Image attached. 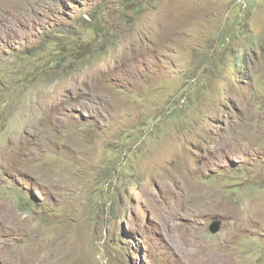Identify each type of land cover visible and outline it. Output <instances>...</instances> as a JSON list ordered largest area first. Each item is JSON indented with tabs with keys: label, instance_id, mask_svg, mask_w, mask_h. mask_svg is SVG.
<instances>
[{
	"label": "rangeland",
	"instance_id": "rangeland-1",
	"mask_svg": "<svg viewBox=\"0 0 264 264\" xmlns=\"http://www.w3.org/2000/svg\"><path fill=\"white\" fill-rule=\"evenodd\" d=\"M0 264H264V0H0Z\"/></svg>",
	"mask_w": 264,
	"mask_h": 264
},
{
	"label": "water",
	"instance_id": "water-1",
	"mask_svg": "<svg viewBox=\"0 0 264 264\" xmlns=\"http://www.w3.org/2000/svg\"><path fill=\"white\" fill-rule=\"evenodd\" d=\"M220 227H221V221L219 220H214L211 222V224L209 225V230L212 232V233H216L220 230Z\"/></svg>",
	"mask_w": 264,
	"mask_h": 264
},
{
	"label": "bare ground",
	"instance_id": "bare-ground-1",
	"mask_svg": "<svg viewBox=\"0 0 264 264\" xmlns=\"http://www.w3.org/2000/svg\"><path fill=\"white\" fill-rule=\"evenodd\" d=\"M208 255H209V254H208ZM210 258H211V257H210ZM210 258H209V259H210ZM222 259H223V258H222ZM215 262H217V261H215Z\"/></svg>",
	"mask_w": 264,
	"mask_h": 264
}]
</instances>
